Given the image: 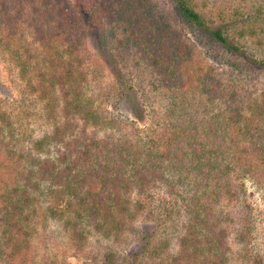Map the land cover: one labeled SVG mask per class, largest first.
Masks as SVG:
<instances>
[{"label":"trees","instance_id":"16d2710c","mask_svg":"<svg viewBox=\"0 0 264 264\" xmlns=\"http://www.w3.org/2000/svg\"><path fill=\"white\" fill-rule=\"evenodd\" d=\"M8 1L0 9V56L39 104L47 129L26 135L22 119L0 98V260L29 254L41 210L78 243L91 234L119 240L144 202L164 190L181 200L188 223L174 249L164 244L153 254L167 251L168 264H262L247 250L252 220L243 180L264 181V88L238 98L153 0ZM172 2L176 16L207 44L264 71V1L223 13L216 27L194 0ZM107 26L128 33L119 55L107 42ZM89 35L124 98L130 90L123 50L156 69L168 100L167 123L156 138L125 132L88 91ZM232 234L243 247L237 254ZM114 258L107 255L110 264H137L138 253L128 263Z\"/></svg>","mask_w":264,"mask_h":264},{"label":"rangeland","instance_id":"374dc122","mask_svg":"<svg viewBox=\"0 0 264 264\" xmlns=\"http://www.w3.org/2000/svg\"><path fill=\"white\" fill-rule=\"evenodd\" d=\"M3 1H6L7 6L10 5L8 0H0V9L4 8ZM153 1L160 11L169 17L171 24L184 36L195 53L218 71L225 87L235 91L238 98L248 97L264 88V71L252 68L233 51L219 44H207L203 33L189 28L176 16L172 0ZM263 1L194 0L198 9L208 19L215 20L214 27L221 23L220 15L223 13L230 15L235 9H245ZM70 2L75 5V0ZM30 10L29 7L26 8L24 21H31ZM94 31L101 35L99 29ZM104 34L108 35L107 42L112 48L115 47L114 52L119 55L124 49L123 44L122 48L120 47L119 41L125 39L128 33L121 31L120 27L113 29L107 26ZM247 47L255 54H258L257 49H260L252 42H248ZM84 50L90 72L87 89L93 94L97 104L109 116L115 117L125 132L138 135L143 140L156 138L167 123L168 102L156 69L144 62L136 52L126 50L124 53L123 50L121 67L125 76V89L130 90V98H124L123 91L114 80L109 66L93 47L91 35L84 39ZM24 90L18 74L0 56V98L5 102L6 109L14 111L22 119V130L26 135H41L47 129V124H42L40 120L39 104L36 105L32 101L33 97L29 99ZM26 111L31 114L27 118ZM243 182L246 191L243 197L249 207L248 211L244 210L252 220V242L247 245V250L252 255L257 254L264 264V181L247 176ZM180 201L164 190L158 191L154 200L144 202L145 207L137 213L133 227L128 232L124 228L125 232L119 240L116 237L107 238L102 234H91L82 243H78L73 233L65 230L61 223L44 218V212L41 210L37 234L29 254L17 257L12 263L0 260V264H110L111 261L107 260L109 253L116 256L115 261L128 263L133 255L138 253L137 264H159L162 258H165L164 263L168 264L167 251L160 256L153 254V251L157 250L159 253V247L164 244L174 249L179 237L184 234L188 221ZM131 224L128 223L127 228ZM230 241L236 254L243 251L234 234L230 236Z\"/></svg>","mask_w":264,"mask_h":264}]
</instances>
